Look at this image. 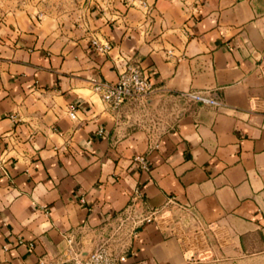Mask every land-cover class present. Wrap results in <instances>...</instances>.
Segmentation results:
<instances>
[{"label": "crops", "instance_id": "0c3cea01", "mask_svg": "<svg viewBox=\"0 0 264 264\" xmlns=\"http://www.w3.org/2000/svg\"><path fill=\"white\" fill-rule=\"evenodd\" d=\"M126 63L154 92L108 111L88 81L116 82ZM184 91H216L224 107L179 114ZM135 190L140 211L173 201L199 226L165 218L116 241L107 223ZM69 235L83 253L109 242L124 264L264 254V0H42L0 13V264L59 258Z\"/></svg>", "mask_w": 264, "mask_h": 264}, {"label": "built area", "instance_id": "2783aa9c", "mask_svg": "<svg viewBox=\"0 0 264 264\" xmlns=\"http://www.w3.org/2000/svg\"><path fill=\"white\" fill-rule=\"evenodd\" d=\"M140 3L141 7H148L145 2ZM90 47L101 56H109L113 49L108 41H101L97 38L90 41ZM171 54L172 52H168V56ZM88 82L104 107L111 112L119 110L129 101H146L154 92L145 71L132 63H126L120 69L116 82H108L95 77L90 78ZM174 98L181 107L188 105L213 109L224 107L216 91H184L175 94ZM183 107L178 110L179 114L183 112ZM69 116L72 119L75 117L73 108L70 109ZM101 132L100 130L99 133ZM134 161L140 168H146L142 156H136ZM140 209L141 193L135 190L130 204L114 213L107 223L113 239L121 242L123 237L135 238L140 227L146 224H157L165 218L171 219L175 225L186 231L195 230L199 226V221L193 213H186V207L179 206L173 201H168L165 205L151 209L147 213ZM125 262V253H115L109 242L98 244L89 252L83 253L81 246L75 242L73 236L69 235L65 237V247L59 258L51 261L41 259L37 264H124Z\"/></svg>", "mask_w": 264, "mask_h": 264}, {"label": "rangeland", "instance_id": "374dc122", "mask_svg": "<svg viewBox=\"0 0 264 264\" xmlns=\"http://www.w3.org/2000/svg\"><path fill=\"white\" fill-rule=\"evenodd\" d=\"M42 0H0V13H5L12 10L25 11L27 6H30L32 2H37ZM49 1V0H48ZM60 1L62 0H54ZM138 102V101H137ZM118 111V110H117ZM116 111V112H117ZM142 115L140 119L143 118L145 112L138 113ZM197 264H264V254L261 255H246L241 254L239 256L228 258L223 254H210V252L201 253Z\"/></svg>", "mask_w": 264, "mask_h": 264}]
</instances>
